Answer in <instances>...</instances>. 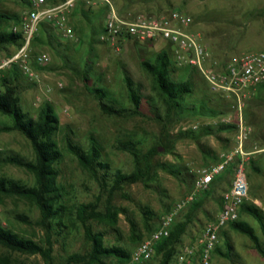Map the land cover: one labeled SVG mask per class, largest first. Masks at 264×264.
<instances>
[{"label": "rangeland", "instance_id": "374dc122", "mask_svg": "<svg viewBox=\"0 0 264 264\" xmlns=\"http://www.w3.org/2000/svg\"><path fill=\"white\" fill-rule=\"evenodd\" d=\"M119 14L125 18H135L137 15L157 16L167 14L172 9H179L191 18L189 30L198 33L201 41L207 45L219 61H226L238 57L244 52H259L264 50V0H144L136 1L127 6L123 0H111ZM62 0H46L48 6L61 3ZM91 2L92 9L100 4ZM73 9L68 13V23L74 29L76 40H67L53 27V35L58 39L61 54L66 55L68 62L51 49L48 45L34 43L31 50V60L35 55L46 54L49 61L43 65H36L31 61L35 77L29 78L21 73L18 82L19 96L22 110L29 117L37 118L40 107L48 102L52 105L60 122V129L55 136L58 147L63 157L57 164L59 171L58 182L63 189V198L70 207L77 203L91 202L100 196L99 209H103L105 195L101 194L97 184L81 169L77 160L66 150L65 137L68 135L73 143L86 147L89 138H94L100 144L106 162L112 170L131 172L134 168L132 157L125 151L117 148L119 141L132 139L141 142L138 146L143 152L152 145L164 141V134L168 135L170 153H160L154 157V163L172 166H185L191 176L183 174L175 177L162 168L156 169V181L149 187L142 183L124 186L122 194L116 193L112 203L115 207L123 208L127 214L120 213L113 231L96 222H91L94 231H105V243L118 245L132 253L139 242L132 241L128 218L134 220L139 235L144 240L147 233L139 207L146 206L155 217L151 221L154 226L166 214V208L171 209L173 204L192 191L194 171L198 168L208 167L219 160V155L234 146L236 129L212 135H202L197 141L179 137V133L186 130H200L205 125L216 127L218 123L237 125L238 115L234 109L226 106L231 101L214 94L202 76L193 74L195 83L193 95L187 99L188 104L198 105L200 102L205 107L223 110L227 113L214 118L204 116H177L164 117V106L151 89V77L140 66V61L152 59L154 54L167 44L158 42H138L126 40L115 46H109L100 40V35L89 45L80 42L77 20L73 17ZM28 6L22 0H0V13L21 16ZM104 20L101 22L103 27ZM13 25H3L8 30ZM89 33L88 27L82 29ZM39 35V31L37 33ZM87 40V39H86ZM85 41V40H84ZM17 51L14 45L0 48V71L9 67L6 65ZM88 60V65L85 64ZM175 65V64H174ZM88 66V67H87ZM176 66V65H175ZM176 68H179L176 66ZM87 71V72H86ZM133 81L138 93L143 98L141 115L120 118L103 114L98 101L86 90L88 86L99 85L117 100L120 105L130 107L126 98L125 86L122 81L123 73ZM179 70L175 75H178ZM87 77L85 82L84 77ZM99 81V82H98ZM152 99L158 107V114L163 118L157 119L155 112L150 108ZM149 102V103H147ZM244 125L251 131L244 144L246 150L264 146V90L260 87L250 90L244 101L241 111ZM11 119L0 114V126L10 125ZM161 149V148H160ZM162 151V150H160ZM207 151V154L204 153ZM0 157L19 155L27 161L34 160V153L29 141L20 133L0 132ZM214 157L217 158L214 159ZM252 161L258 172L251 170L249 162ZM247 183V202L259 207L264 214V154L252 155L244 167ZM0 176L19 180L31 186L34 177L24 168L0 163ZM184 178V180H181ZM232 176H225L217 189L203 202L201 211L198 212L197 221L192 224L187 233L182 236L181 243L176 251L185 246H195L203 227L209 223L220 209L219 197L230 186ZM181 212L176 218L178 220ZM17 214H23L28 222L16 219ZM40 214L38 209L30 202L20 198H4L0 202V223L19 236L43 244L44 231L38 224ZM240 220L246 222L257 237L261 238L256 222L245 214L240 215ZM226 235H220L218 247L221 251L230 243L231 255L227 258L218 253H212L211 264H264V258L259 256L251 247L246 236L234 230H224ZM53 264H66V258L72 253L83 254L88 251L89 244L83 236L80 226L69 227L61 236H52ZM9 257L11 264H45L39 255H26L11 252L0 246V257ZM114 263V260H108ZM158 257L153 252L150 260L143 264H157ZM171 264H176L175 257ZM191 264H197L195 261Z\"/></svg>", "mask_w": 264, "mask_h": 264}, {"label": "trees", "instance_id": "16d2710c", "mask_svg": "<svg viewBox=\"0 0 264 264\" xmlns=\"http://www.w3.org/2000/svg\"><path fill=\"white\" fill-rule=\"evenodd\" d=\"M22 1L27 6L29 5V0ZM136 1L144 0H123L127 6L132 5ZM87 3L90 4L91 2L77 0L72 14L77 20L80 42H87L91 45L95 38L103 32L101 22L106 17L109 9L107 5L99 2L97 3L100 5L96 9H92ZM19 20L20 18L17 15L0 13V48L6 45H14L18 49L22 45V35L20 32L11 31V27L8 30L3 28V25L9 23L19 25ZM83 25L88 27V34L82 30ZM38 31L39 35L36 34L33 38L31 48L34 43L48 45L65 62L69 63L66 55H62L58 49L60 44L57 41L58 39L53 35V26L50 23L43 22L39 25ZM85 64L88 65V60H86ZM140 66L151 77V89L156 99L164 106L163 118L169 119L172 114L182 117L200 115L214 118L227 113L232 108V102L226 104L228 106L227 112L205 107L203 104L205 102L203 101L198 105L187 103V99L194 92L195 83L193 74L198 73V71L189 66L176 68L169 44L156 52L151 60H141ZM177 70H179L178 75H175ZM21 73L22 71L15 63L9 64L6 70L0 71V114L11 119L10 125L0 126V132L9 133L16 131L23 135L31 145L34 160L27 161L19 155H7L0 157V163L24 168L33 175L34 183L28 186L19 180L0 176V202L4 198L15 197L27 200L34 205L40 214L38 224L44 231V238L43 244L37 243L31 239L19 236L10 228L0 223V246L11 252L39 255L45 264H53L52 251L54 240L52 241V236L54 234L61 236L69 227L76 228L80 226L83 230V236L89 244V249L83 254H70L66 258V264H110L108 260H114L112 264H126L130 259L131 253L118 245L106 244V232L94 231L91 222H96L113 231H117L118 215L120 213L126 215L127 212L123 208L115 207L112 200L114 195L119 192L123 198L128 199L125 193H123L124 186L142 183L144 186L149 187L156 181V169L158 168H162L178 178L183 174L191 176L192 173H189L188 168L185 166L154 163L156 155L171 152V141H169L167 134H164V141L150 146L143 152L138 147L141 143L139 141L129 139L118 142L117 148L127 152L132 157L134 168L131 172H123L118 169L112 170L110 164L104 159L100 144L94 138L90 137L88 145L82 147L77 143H73L67 135L65 137L67 152L75 157L81 169L97 184L101 194L105 195L102 210L99 209L100 196L94 201L77 203L69 207L63 198V189L58 182L59 171L56 167L63 157L62 151L55 139L60 129L59 118L52 105L48 102L41 105L37 118L29 117L22 110L18 85ZM84 79L87 82L86 75ZM122 81L125 86L126 98L131 105L130 107L120 105L110 93H107L105 88L97 84L92 86L86 84V90L98 101L101 112L107 116L120 118L140 116L143 98L138 93L132 79L125 72L123 73ZM257 87L264 90V83L255 88ZM148 100L152 102L147 103L153 109V113L155 112V117L163 121V118L157 113L158 107L156 102L151 98ZM236 128L237 126L234 124L218 123L216 127L205 125L200 130L190 129L182 131L178 136L198 142L200 134L212 135L232 131ZM204 153L207 154V151H204ZM214 159L217 161L216 157ZM249 165L251 170L258 172L252 161L249 162ZM226 175L232 176L231 168H228L219 177H215L208 189L201 192L188 205L182 216L175 221L169 235L154 245V253L158 257L157 264L172 263L177 252L176 249L181 243L182 236L186 233L189 225L197 219L204 200L217 189ZM181 180L185 181L184 178H181ZM219 202L221 207V196L219 197ZM165 210L167 213L170 209L166 208ZM139 211L145 229L150 235L158 225L154 226L151 223L155 214L146 206L139 207ZM239 214H246L256 222L261 238L256 236L253 229L246 222L239 219L230 223L227 226L228 229L246 236L251 243V247L259 256L264 258V214L262 210L255 204L244 201L239 206L238 217ZM15 217L21 222H28L27 217L23 214H17ZM128 222L131 240L139 243L142 242L143 239L139 235L134 220L128 218ZM221 235L225 236L226 232L222 230ZM225 245L224 251H221L217 245L213 253H218L224 258L229 257L232 247L228 242ZM0 264H11L10 258L5 256L0 257Z\"/></svg>", "mask_w": 264, "mask_h": 264}, {"label": "built area", "instance_id": "2783aa9c", "mask_svg": "<svg viewBox=\"0 0 264 264\" xmlns=\"http://www.w3.org/2000/svg\"><path fill=\"white\" fill-rule=\"evenodd\" d=\"M77 0L48 6L46 0H29L28 8L20 16L19 25L11 26L13 32H20L22 45L7 60L6 65L15 63L24 75L34 78L31 61L43 65L49 61L46 54H38L31 60L30 50L39 25L50 23L67 40H76L72 27L68 23V13ZM108 6L100 40L109 46H115L126 40L138 42H159L169 44L174 64L177 67L195 68L207 83L209 90L232 102V109L238 115L234 146L222 152L219 160L208 167L194 171V183L191 192L175 202L171 209L159 220L157 228L131 253L126 264H140L150 260L154 245L166 238L176 217L190 205L195 198L207 190L215 177L232 169L230 186L221 195V207L216 218L205 224L195 246H185L175 254L176 264H211L212 253L217 246L221 231L230 223L238 220L239 206L247 199V183L244 167L249 158L258 153L264 154V146L246 150L244 144L251 131L243 124L241 111L247 93L264 83V50L244 52L238 57L219 61L211 49L201 41L198 33L191 32L192 20L179 9L157 16L137 15L135 18L121 16L111 0H87Z\"/></svg>", "mask_w": 264, "mask_h": 264}, {"label": "crops", "instance_id": "0c3cea01", "mask_svg": "<svg viewBox=\"0 0 264 264\" xmlns=\"http://www.w3.org/2000/svg\"><path fill=\"white\" fill-rule=\"evenodd\" d=\"M159 42L164 44V42H162V41H159ZM159 42H158V44H159ZM165 44H166V43H165ZM218 177H219V176H218ZM216 178H217V177H216ZM221 195H222V193H221ZM219 210H220V209H219ZM219 210H218V212L215 213V215L213 216V218H210V219H209V222L212 221V220H214V219L216 218V216H217L218 213H219ZM240 215H241V214H239V217H238L239 220H240ZM245 215H246V214H245ZM176 219H177V218H176ZM176 221H177V220H176ZM196 221H197V219H196L192 224H194ZM192 224L189 225V227L187 228V231H188V229L192 226ZM227 229H228V227H225L224 230L227 231ZM187 231H186V233H187ZM186 233H185V234H186ZM185 234H184V235H185Z\"/></svg>", "mask_w": 264, "mask_h": 264}]
</instances>
